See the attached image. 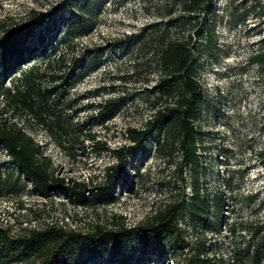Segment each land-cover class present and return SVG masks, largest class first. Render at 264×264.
<instances>
[{"label": "rangeland", "instance_id": "rangeland-1", "mask_svg": "<svg viewBox=\"0 0 264 264\" xmlns=\"http://www.w3.org/2000/svg\"><path fill=\"white\" fill-rule=\"evenodd\" d=\"M62 2L0 0V24L28 22L38 13L62 15ZM210 5V14L200 16H206L202 26L211 28V45L203 49L195 40L194 21L179 25L180 18L186 19L181 17L179 0H95L85 28L72 38H66V21L59 17L51 25L52 32L36 33L27 41L24 47L32 54H26L21 66L35 60L40 67L34 75L36 90L53 105L67 131L56 127L51 132L3 96L0 121L22 127L39 143L56 177L85 182L87 190L103 184L110 167L118 163L114 151L134 144L128 129H145L158 109L154 100L159 94L157 53L162 36L192 38L202 52L197 60L202 102L194 126L198 174L213 216L204 240L211 258H221L222 264H234L236 258L248 264V253L258 242L264 264V69L252 59L264 47V0H210ZM43 47L42 56L35 59ZM19 78L23 76L18 69H10L3 86L23 88L25 82ZM116 98L123 100L122 109L100 123V105ZM180 156L158 147L153 133L148 135L129 151L128 173L112 199L93 209L75 203L61 189L49 197L37 192L0 145L3 177L13 172L0 187V230L14 245L32 232L92 231L96 224L108 225L113 216H121L130 227L139 226L169 204L188 206L192 179ZM17 178L21 183L13 190ZM215 198L223 201L220 209ZM217 217L222 218L217 222ZM179 226L188 245H168L163 255L149 247L143 264H184L194 254L200 237L187 219ZM12 251L0 257V264L42 263L39 257H21ZM86 264L109 263L89 259Z\"/></svg>", "mask_w": 264, "mask_h": 264}, {"label": "trees", "instance_id": "trees-1", "mask_svg": "<svg viewBox=\"0 0 264 264\" xmlns=\"http://www.w3.org/2000/svg\"><path fill=\"white\" fill-rule=\"evenodd\" d=\"M179 1L183 12L181 17L186 19L180 18L179 21L177 18L174 21H179V25L194 21V26L197 28L195 40L200 42L201 49L210 47L211 28L208 30L202 26L205 24L206 16L200 18L202 14H210V0ZM63 2V9L60 12L62 15L38 13L32 15L28 22L0 24V96L8 99L10 106L22 112L25 110L30 112L51 132H54L56 127L64 132L67 129L62 126L53 105L48 104L44 94L36 90L39 88L36 87L34 75H37L41 69L35 60H31L26 66L21 65L27 58H25L26 54H29L28 57L32 54L31 50H26L24 47L27 41L36 33L41 36L44 32L47 34L52 32L51 25L59 17H63L66 21L64 26L66 38L80 34L85 28L95 0H63ZM208 22L210 20L206 25ZM174 25L176 26L175 23ZM166 35L167 33L159 41L157 53L161 76L159 94L155 97L154 107L158 109L153 118L147 122L145 129H128L129 139L134 144L114 151L118 163L110 167L105 183L87 190L88 184L85 182H75L73 179L66 181L65 178L56 177L52 162L44 155L39 143L16 124L0 121V145L7 151L13 167L37 192L49 197L53 190L61 189L75 203L96 209L112 199L119 181L128 173L129 151L134 145L142 144L146 137L153 133L158 147L179 153L181 166L189 169L193 187L190 204L188 206L181 202L169 204L148 222L139 226L130 227L121 216H113V220L108 225L96 224L92 231L77 232L59 228L32 232L26 241L25 238L20 239L14 245L0 230V257L14 250L12 253L17 256L41 258V264H86L89 259L101 260L109 264H143L149 247L156 248L158 254L163 255L168 245L174 248L188 245L183 237V229L179 226L181 220L187 219L189 226L200 237V241L194 246V254L186 258L184 264L216 262L222 264L221 258L217 260L215 255L211 258L210 248L204 240L211 227L213 216L211 217L209 209L210 201L207 199V194L204 196L202 193L204 190L200 184L197 132L194 127L202 102V91L198 81L200 66L197 61L202 52L197 48L198 45L193 43L192 38L184 36L172 38ZM43 41L42 39L39 43ZM44 48H41V52ZM42 54L43 52L36 54L35 59H39ZM252 59L264 69V47ZM51 63L49 62L48 65ZM14 68H17L23 76L22 79L19 78L25 82L23 88L16 86L12 89L3 86L4 77ZM79 71L81 75L83 71ZM123 104L120 98L105 100L100 105L99 122L104 124L111 120L119 113ZM261 158L264 164V152L261 153ZM3 175L0 170V187L11 179L13 172L8 171L6 179ZM19 182L21 183V180L17 178L12 183L11 189L16 190ZM215 202L217 209H220L223 201L215 198ZM221 218L217 217V222ZM6 244L10 249L5 246ZM262 251L261 244L258 242L254 244L248 253V264H262ZM234 264H240L239 258H236Z\"/></svg>", "mask_w": 264, "mask_h": 264}]
</instances>
